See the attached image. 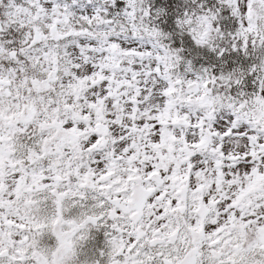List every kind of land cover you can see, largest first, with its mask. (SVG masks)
<instances>
[{
  "label": "rangeland",
  "instance_id": "1",
  "mask_svg": "<svg viewBox=\"0 0 264 264\" xmlns=\"http://www.w3.org/2000/svg\"><path fill=\"white\" fill-rule=\"evenodd\" d=\"M231 1L239 21L226 43L235 53L243 42L244 52L253 45L259 54L256 62L248 59L263 70L256 102L213 93L207 67L199 72L186 61L169 71L155 40L138 35L141 0H0V61L10 63L7 75L0 70V223L17 217L5 203L14 197H27L35 209L33 202L48 195L73 202L87 175L105 171L137 136L139 146L164 140L176 160L199 162L221 207L240 200L250 230L263 225L264 197L257 193L264 181L253 188L246 178L264 180V0ZM9 28L21 33L18 48L1 43ZM214 36L212 48L223 52L226 35ZM21 58L31 68L26 91L8 76L16 66L23 71ZM191 83L200 85L198 94L187 93ZM99 112L108 113L103 119L112 128L105 138L96 133ZM233 213H241L240 205Z\"/></svg>",
  "mask_w": 264,
  "mask_h": 264
},
{
  "label": "flooded vegetation",
  "instance_id": "2",
  "mask_svg": "<svg viewBox=\"0 0 264 264\" xmlns=\"http://www.w3.org/2000/svg\"><path fill=\"white\" fill-rule=\"evenodd\" d=\"M139 141L87 175L73 202L48 195L35 209L25 196L5 201L17 217L0 223V264H264V224L250 230L245 203L221 207L199 162L176 160L164 140ZM263 181L246 178L253 188Z\"/></svg>",
  "mask_w": 264,
  "mask_h": 264
},
{
  "label": "trees",
  "instance_id": "3",
  "mask_svg": "<svg viewBox=\"0 0 264 264\" xmlns=\"http://www.w3.org/2000/svg\"><path fill=\"white\" fill-rule=\"evenodd\" d=\"M6 0H2L4 3ZM143 13V28L138 29V35L150 40H155L157 45L167 55V68L169 71H178L183 68L186 61H190L195 70L202 71L208 68L207 79L215 81L206 87L213 93L219 91L231 94L240 93L246 98L259 99L258 87L261 83L263 70L260 67L252 68L253 62L259 57L250 45L247 52L245 46L240 43V52H233L226 41L235 30V24L239 21L238 14L233 9L231 0H141ZM109 10V8H106ZM106 12L103 15H109ZM117 17L120 13L115 12ZM213 31L217 35H226L222 44L226 46L223 52L212 48L218 42ZM152 34L154 36H152ZM19 31L13 28L1 33V43L6 48H18L20 45ZM248 54V57H244ZM23 60V71L17 66L10 70L8 75L15 84L26 91L31 86V68L29 63ZM9 62L0 61V70L7 75ZM224 76H229L228 81H223ZM238 81L233 84V82Z\"/></svg>",
  "mask_w": 264,
  "mask_h": 264
},
{
  "label": "water",
  "instance_id": "4",
  "mask_svg": "<svg viewBox=\"0 0 264 264\" xmlns=\"http://www.w3.org/2000/svg\"><path fill=\"white\" fill-rule=\"evenodd\" d=\"M199 85L197 84V83H195V84H191V85H189V87H188V89H187V91H188V93H195V94H197L198 92H199ZM104 134H106V130L104 131ZM150 194V193H149ZM149 194H147L145 197H144V200L146 199V197L149 195ZM144 205H142V207H143Z\"/></svg>",
  "mask_w": 264,
  "mask_h": 264
}]
</instances>
